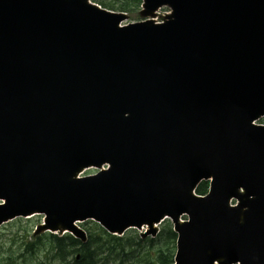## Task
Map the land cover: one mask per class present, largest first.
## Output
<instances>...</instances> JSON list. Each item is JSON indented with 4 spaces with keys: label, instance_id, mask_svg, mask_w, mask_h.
Returning <instances> with one entry per match:
<instances>
[{
    "label": "water",
    "instance_id": "1",
    "mask_svg": "<svg viewBox=\"0 0 264 264\" xmlns=\"http://www.w3.org/2000/svg\"><path fill=\"white\" fill-rule=\"evenodd\" d=\"M141 16L0 0V227L43 215L36 234L86 243L87 221L155 238L170 220L175 264H264V0Z\"/></svg>",
    "mask_w": 264,
    "mask_h": 264
},
{
    "label": "trees",
    "instance_id": "2",
    "mask_svg": "<svg viewBox=\"0 0 264 264\" xmlns=\"http://www.w3.org/2000/svg\"><path fill=\"white\" fill-rule=\"evenodd\" d=\"M103 9L126 13L139 18L143 0H92ZM210 182L201 183L196 194L206 196ZM157 237L143 238L137 231L130 230L123 237L108 234L100 225L92 221L82 227L88 240L82 243L73 236L45 234L22 244L23 252L16 260L22 264H175L178 236L169 220L161 225ZM47 244V245H46ZM48 246L44 259L39 251ZM0 245V250H3ZM29 255V258L26 256ZM15 254L0 259V264H14Z\"/></svg>",
    "mask_w": 264,
    "mask_h": 264
},
{
    "label": "rangeland",
    "instance_id": "3",
    "mask_svg": "<svg viewBox=\"0 0 264 264\" xmlns=\"http://www.w3.org/2000/svg\"><path fill=\"white\" fill-rule=\"evenodd\" d=\"M170 13L168 8H162L160 11L157 12L154 20L157 23H162L165 17ZM145 19L141 16L139 18H132L129 16V19L125 21L122 25L126 26L129 24H135L144 21ZM258 125H264V118L257 122ZM94 170H89L86 172V176L94 175ZM43 216H34L30 219H22L19 218L17 220L8 222L0 227V245L3 246V250H0V259L6 258V261H13L8 260V257L12 254H15L14 257V264H22L21 261L16 260V257L19 253L23 252L22 244L26 241H32L34 238H38L39 236H43L49 233H37L36 228L43 222ZM84 224H82L83 226ZM162 226H159V230ZM138 232V231H137ZM139 231L138 233H140ZM62 235V234H60ZM47 245V244H46ZM49 247L43 246L39 253L40 258L44 259L45 255L48 253ZM29 258V255L26 256ZM48 264V263H47Z\"/></svg>",
    "mask_w": 264,
    "mask_h": 264
}]
</instances>
